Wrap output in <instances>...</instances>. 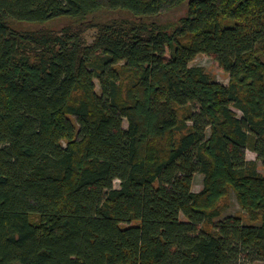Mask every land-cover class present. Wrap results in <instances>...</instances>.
<instances>
[{
  "label": "trees",
  "instance_id": "trees-1",
  "mask_svg": "<svg viewBox=\"0 0 264 264\" xmlns=\"http://www.w3.org/2000/svg\"><path fill=\"white\" fill-rule=\"evenodd\" d=\"M258 161L264 0H0V264H254Z\"/></svg>",
  "mask_w": 264,
  "mask_h": 264
},
{
  "label": "rangeland",
  "instance_id": "rangeland-1",
  "mask_svg": "<svg viewBox=\"0 0 264 264\" xmlns=\"http://www.w3.org/2000/svg\"><path fill=\"white\" fill-rule=\"evenodd\" d=\"M96 33L95 29H90L87 31V36L89 41L94 39V35ZM193 66H203L209 74L216 80L221 83L228 84L229 83V75L225 72V70L220 66L216 58L212 55L201 53L198 54L197 57L191 62ZM97 82V90H100V84ZM241 115V113H240ZM124 126L128 127L127 120L124 121ZM246 155L248 159L257 160V154L251 149H247ZM259 170L264 173V166L261 161H258ZM203 179L204 176L202 174H197L194 183V190L199 191L203 187ZM115 186L120 187V180L115 181ZM226 209L224 211V215H244L243 209L241 208L235 194L232 192L228 198L227 204L225 205ZM254 264H264V260L255 261Z\"/></svg>",
  "mask_w": 264,
  "mask_h": 264
}]
</instances>
